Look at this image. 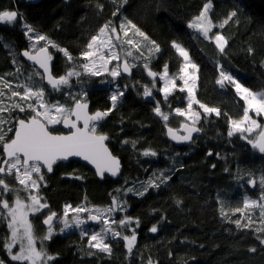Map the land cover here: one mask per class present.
Here are the masks:
<instances>
[{"label": "trees", "instance_id": "obj_1", "mask_svg": "<svg viewBox=\"0 0 264 264\" xmlns=\"http://www.w3.org/2000/svg\"><path fill=\"white\" fill-rule=\"evenodd\" d=\"M209 1L210 17L216 25L209 37L216 32L226 37L224 54L218 51L214 40L188 27ZM119 5L120 0H0V11L18 12L15 23L0 22V77L21 92L22 86L31 82L44 87V99L49 103L72 108L73 97H77L90 102L92 110L112 109L97 132L109 136V147L122 160L120 177L101 181L78 161L58 163L52 175L44 172L45 183L39 190L42 202L61 216L66 206L106 208L116 197L126 205L116 219L130 217L132 223L115 229L129 236L134 229L137 237L131 253L126 241L110 236V256L86 255L83 250L87 236L78 230L58 232L43 245L55 256L48 264H264V233L256 231L261 227L260 210H251L254 222L250 228H238L232 222L246 221V214L235 209L243 208L247 197L258 199L264 193V185L260 184L264 154L251 150L241 133L228 135L230 119H239L246 105L232 85L226 83L222 88L216 83L222 66L246 87L264 90V0H128L120 9L121 14L114 16ZM232 11L236 16L220 27ZM125 17L159 45L160 51L148 60L154 72H161L165 65L169 73L179 72L183 59L173 48V41L187 49L199 65L197 100L220 109L221 115H203L198 124L201 134L189 145L178 147L167 138V126L178 128L185 122L182 116L172 114L174 108L186 105L185 92L175 91L165 99L156 78L133 70L130 76L123 74L124 78L115 80L107 74L73 77L71 87L54 91L40 76L33 75L38 69L22 59V51L29 49L23 28L27 23L73 56L70 64L62 52L53 51L51 67L55 76L64 75L73 65L82 71L78 67L83 63L80 54L91 36L105 23L118 25ZM137 64L140 66V61ZM145 86L152 89L151 99L143 95ZM120 89L124 95L112 108L110 97ZM84 92L86 97L81 95ZM0 99L7 107L14 102H33L19 101L18 97L10 100L8 95ZM157 105L170 115L167 122L154 111ZM2 115L9 118L8 112ZM28 115L12 112L8 126L14 125L15 118ZM51 130L60 132L61 128L56 125ZM1 178L20 189L13 177ZM253 179L255 187L249 184ZM153 182L159 187L150 186ZM130 188L132 192L127 191ZM145 188V194L139 195ZM20 196L24 198L25 192L21 190ZM3 198L11 204L15 193H4ZM4 211L0 208V212ZM43 211L47 213L49 209ZM43 218V214L31 218L38 237L46 232ZM153 226L157 228L155 233L150 231ZM10 235L7 221L0 220V260L5 264H27L11 260L5 246ZM38 245L41 247L39 241ZM252 248L256 251H250Z\"/></svg>", "mask_w": 264, "mask_h": 264}, {"label": "snow or ice", "instance_id": "obj_2", "mask_svg": "<svg viewBox=\"0 0 264 264\" xmlns=\"http://www.w3.org/2000/svg\"><path fill=\"white\" fill-rule=\"evenodd\" d=\"M115 2L116 0H113V3ZM127 2L128 0H120V5L114 10L113 15H120V9ZM210 8L211 3H206L202 11L192 20L188 27L197 30L206 39L214 40L218 51L224 54L228 44L226 37L219 32L209 37V33L216 27L208 15ZM235 16L236 12L232 11L220 27H223L228 20ZM17 19V11H0V22L12 24ZM24 28L26 33L29 34V39H33L31 35L34 31L33 28L27 23H24ZM118 28L117 26H112L111 22L102 25L98 33L91 36L86 45V50L80 54L82 60L86 61L78 66L82 71H78L77 66L73 65L64 75L58 78L54 77L51 73L50 62L53 57L47 47H40L35 50V54L32 51L25 50L22 55L43 70V74L37 72L33 75L40 76L41 80H46L47 84L54 91H60L65 86L71 87V78L76 77L79 79L84 75L97 77L107 73L115 80V78L121 76L122 72L131 75L132 68L137 66L128 57H132L133 61L139 58L134 57L133 51L129 49L125 51V56L122 60L117 51L119 47L125 45L131 46V48L139 53L140 57L144 56L140 42L130 37V32L133 36H138L149 41L152 46L149 52L152 50L155 52L160 51L159 45L155 41L150 40L144 31L126 17L118 25ZM121 32L123 33V38L121 37ZM34 39L38 42L46 41L48 38L44 35H37ZM48 44L53 48H57L58 51L63 53L67 61L70 64L72 63L73 56L67 49L59 48L51 41H48ZM172 46L184 61L179 75V79L183 81L184 86L179 87V91H187L188 93L187 109L176 108L175 113L182 117H190L192 125H195L199 122L201 115L200 112L193 111V103H196L199 104L204 113L208 115L215 113L216 116H220V109L209 107L195 99L194 88L198 80L199 65L191 60L189 51L179 43L173 41ZM105 50L107 54H105ZM248 51L252 52L253 50L249 49ZM113 61L117 63L110 69L109 65ZM143 67L148 69V63H145ZM190 69L191 71H189ZM147 74L153 77V79L158 75V73L150 69ZM161 79L164 81L161 91L164 94V98L167 99L178 87L176 78L168 76L167 65L164 67ZM190 81L191 84L189 83ZM0 83L3 84V89L9 90L8 93H5L3 89H0V97L8 95L10 100L18 97L19 101H33L26 105L21 102H14L11 107H7L3 100L0 99V176H11L21 186L18 190L10 186L5 179L0 178V208L5 210L4 212H0V220H6L7 228L11 229L10 239L6 242L5 246L12 261L27 262V264H48V262L55 259V256L49 254L43 245L46 241L51 240L55 233L54 221L59 220L62 224L59 232L63 233L72 226V223L77 227H81L86 223L87 221L81 219L80 215L90 210L87 207L72 208L71 206H66L61 216L51 211L49 205L42 202L44 198L39 195L41 184L45 183L44 172L46 170L47 173H51L54 165L58 162L66 161L69 157L75 156L82 157L85 161L94 164L100 176H103L106 172L112 176H116L119 172V161L112 156L105 144L108 137L105 134L97 133L100 122L109 115L112 109L89 113L87 102L77 97H73L75 100L74 106L68 108L58 102H47L44 99L45 89L42 86L34 87L32 84H25L22 86L24 90L21 92L13 89L11 82L4 80L3 77H0ZM216 83L222 88L225 87L226 83L232 85L235 92L246 105L239 119H230L231 130H229L228 135L232 136L234 133H241L242 138L253 149L257 150L260 154H264V125L258 123L257 119L253 118L252 115L254 114L256 117L264 115V90L257 92L246 87L233 75L224 71L222 66L219 71V79ZM81 95L86 97L87 93L84 92ZM123 95V91L112 93L110 97L112 108H115L118 100ZM143 95L150 97L152 89L145 86ZM16 110L20 113L28 112L29 115L26 118H15L14 125L8 126L10 120L13 119L11 113ZM154 111L163 120L167 121L169 119V116L161 111L159 105L155 107ZM4 112L9 113L8 119L2 115ZM55 125H63L68 128L70 130L69 134H54L50 130V126ZM181 127L186 132L185 135H180L172 128H168V133L173 140L192 141L193 133L201 130L188 124H182ZM257 130L259 131L257 132ZM254 132H257L256 137L250 138ZM8 133H12V135L9 136ZM144 154L156 155L154 152H145ZM168 179H171V177H168ZM249 184L255 187L256 181L254 179L249 180ZM260 184L264 185V176H261ZM150 186L159 187V184L153 182ZM21 190L28 194L27 197L22 198L20 196ZM127 191L132 192L133 189L130 188ZM145 191H147L146 188L138 194L143 196ZM9 192L15 193V198L11 204L9 203V199L3 198L4 193ZM112 204L113 206L108 207L106 210L95 209L94 214L88 216V220L103 223L104 227L100 231L91 234L82 229L81 234L89 237L87 247L83 250L84 254L97 255L98 253H105L110 256L112 245L105 242L108 236H111L113 239L121 237L127 242L128 251L131 253L137 239L135 230L133 229V233L130 236L122 235L113 225L127 227L132 223V219L125 217L119 221L111 220L109 214L117 210L126 209V205L115 197ZM254 208L260 210L259 214L261 217V227L257 228L256 231L264 233V193L261 194L259 200L245 199L243 208L235 209L237 213L244 212L246 214V221L237 219L232 222L238 228H250L254 222L251 216V210ZM44 209H49V211L44 213ZM70 212L74 214L72 223L68 219ZM37 214H43L42 224L47 226L46 232L42 237H38L35 234V227L30 219V216L35 217ZM150 231L155 233L157 232V228L153 226ZM38 241L41 245L40 248H37ZM261 243L264 244V240H261ZM17 245H19V250L13 253L12 249ZM93 249L97 251H92ZM250 251L255 252L256 249L252 248ZM0 264H5V262L0 260ZM149 264H152V262L149 261Z\"/></svg>", "mask_w": 264, "mask_h": 264}, {"label": "rangeland", "instance_id": "obj_3", "mask_svg": "<svg viewBox=\"0 0 264 264\" xmlns=\"http://www.w3.org/2000/svg\"><path fill=\"white\" fill-rule=\"evenodd\" d=\"M210 3H211V1H209ZM209 2H207V3H209ZM211 8H212V3H211ZM211 8L209 9V13H208V15L210 16V12H211ZM196 17V16H195ZM194 17V18H195ZM194 18H192L190 21H189V24L192 22V20L194 19ZM124 20L123 19H121V20H119V22H118V25L121 23V22H123ZM118 25H112V26H117V28H118ZM24 28V27H23ZM24 31H25V33H26V30H25V28H24ZM118 31H119V28H118ZM121 34V37L123 38V33L121 32L120 33ZM31 35L33 36V39H29V34H27L26 33V36H27V39H28V43H29V49L31 50V51H35V50H37V49H39L40 47H47L49 50H50V52H51V55H52V57H53V51H57L58 49L57 48H53L50 44H48V41H51L49 38L46 40V41H36L35 39H34V37L35 36H37V35H43V34H41V33H39V32H36L35 30L33 31V33H31ZM129 36L130 37H132L133 39H135L136 41H138V42H140V44H141V48H142V50H143V52H144V56H142V57H140V55H139V53L135 50V49H133V48H131V46H127V45H125V46H123V47H119L118 49H117V51L119 52V54H120V56H121V58H122V60H123V58H124V56H125V51L126 50H132L133 51V56L134 57H139L138 59H135L134 61H133V58L132 57H128V59L130 60V61H132L133 63H135L137 66H138V61H140V66H136V67H133L132 68V70L134 71V73L135 72H139V74H147L148 73V70L150 69L151 71H153V69H151L150 67H148V69H145L144 67H143V65L145 64V63H148V60L150 59V57H152L153 55H155L157 52H155L154 50H152L151 52H149V49L152 47L151 46V44L149 43V41L148 40H144L143 38H141V37H138V36H133V34L130 32L129 33ZM52 42V41H51ZM53 43V42H52ZM54 44V43H53ZM56 45V44H55ZM182 46V45H181ZM59 47V46H58ZM183 47V46H182ZM178 53V52H177ZM105 54H107V51L105 50ZM179 54V53H178ZM53 59V58H52ZM183 59V58H182ZM192 60V59H191ZM193 61V60H192ZM84 62H86V61H83V63ZM194 62V61H193ZM117 62L116 61H113V63L111 64V65H109V68L111 69L115 64H116ZM183 63H184V61H183ZM182 66H183V64H182ZM181 66V67H182ZM181 69V68H180ZM39 71V70H38ZM167 71H168V67H167ZM189 71H191V69L189 70ZM154 72V71H153ZM163 72H164V68H163V70L161 71V72H159L158 73V75H157V77H156V79H155V81H159V91L163 94V92L161 91V89L163 88V84H164V81H163V79H161V77H162V75H163ZM105 74H107V73H105ZM104 74V75H105ZM108 75V74H107ZM148 75V74H147ZM179 75H180V70H179V72H177V73H175V74H171V73H169V71H168V76L169 77H175L176 78V84H177V88H176V90L175 91H179V87H183L184 85H183V81H181L180 79H179ZM197 75H198V73H197ZM121 77H123L124 78V75H123V73L121 74V76H119V77H117V78H115V79H121ZM190 84H191V81L189 82ZM30 84H32L34 87H36V86H40V85H38V84H34V83H30ZM197 87H198V80L196 81V85H195V88H194V96H195V99L197 100V97H196V90H197ZM119 91H122L121 89L120 90H118V91H114V92H119ZM175 91L171 94V95H169L168 97H170V96H172L174 93H175ZM253 91H257V92H259V91H262V90H253ZM163 96H164V94H163ZM151 97L152 96H150V97H146L147 99H151ZM34 99V98H33ZM184 99H185V103H186V105L184 106V107H176V108H181V109H187V104H188V93H187V91H185V97H184ZM176 108H174L173 110H172V114H176L175 113V109ZM193 111H196V112H200V119H199V122L201 121V119H202V116L203 115H208V114H206V113H204V111H203V109H201L200 107H199V104H196V103H193ZM164 114H167L169 117H170V115L168 114V113H165V112H163ZM215 114V113H214ZM253 115V118H255V119H257V121H258V123H260V124H262V125H264V115H262V116H260V117H256L254 114H252ZM160 116V115H159ZM161 117V116H160ZM162 118V117H161ZM184 118V120H185V122H188V123H190V124H192V121H191V119H190V117H183ZM163 119V118H162ZM263 119V120H262ZM165 121V120H164ZM168 121V120H167ZM167 121H165V122H167ZM184 122V123H185ZM199 122L198 123H196L195 125H198L199 124ZM56 126V125H55ZM52 128H54V126H50V129H52ZM259 130H257V132H258ZM257 132H254V133H252V135H251V137L250 138H255L256 137V135H257ZM27 193L25 192V197H27ZM24 197V198H25ZM116 198V197H115ZM117 199V198H116ZM246 199H255V198H251V197H247ZM118 200V199H117ZM255 200H259V198L258 199H255ZM119 201V200H118ZM121 202V201H120ZM111 206H113V204H111ZM110 207V206H109ZM108 207H106V208H88L90 211L89 212H86V213H82L81 215H80V218L81 219H83V220H88L87 218H88V216L89 215H91V214H94V210L95 209H101V210H106ZM121 213V210H117V211H114L113 213H111V214H109V217H110V219L111 220H116V221H118V219H116V216L118 215V214H120ZM123 213V212H122ZM121 213V214H122ZM117 214V215H116ZM32 218V216H30V219ZM73 218H74V214L73 213H69V217H68V219H69V222L70 223H72V221H73ZM124 219V218H123ZM31 221H32V219H31ZM33 223V222H32ZM54 225H55V233L54 234H56V233H58L59 232V228L60 227H62V224L59 222V220H56L55 222H54ZM115 226L116 225H113V227L115 228ZM104 227V225H103V223H99V226H97V227H93V226H91V225H89L87 222L86 223H84L81 227H77L74 223H72V226L69 228V229H67L65 232H70V231H72V230H78V231H80V233H81V231H82V229L84 230V231H87V232H89V234H91V233H93V232H96V231H100L102 228ZM36 234V233H35ZM84 236V235H83ZM88 237V236H87ZM110 236H108L107 238H106V243H107V239L109 238ZM88 239H89V237H88ZM37 248H40L39 247V245H38V243H37ZM18 250H19V245H17L16 247H14L13 249H12V252L13 253H16V252H18ZM27 263V262H26Z\"/></svg>", "mask_w": 264, "mask_h": 264}, {"label": "water", "instance_id": "obj_4", "mask_svg": "<svg viewBox=\"0 0 264 264\" xmlns=\"http://www.w3.org/2000/svg\"><path fill=\"white\" fill-rule=\"evenodd\" d=\"M33 3H37V2H39L40 0H31ZM25 50H29V51H31L30 49H24L23 51H25ZM49 50V49H48ZM23 51H22V53H23ZM33 52V54H35V51H32ZM49 52H50V50H49ZM51 53V52H50ZM22 59H23V61L25 62V63H27L28 65H30V66H33V67H36L38 70H39V72L41 73V74H43V70L42 69H40L39 68V66L38 65H36L34 62H32V61H29L26 57H24L23 55H22ZM50 67H51V62H50ZM51 73H52V75L54 76V77H57V76H55L54 74H53V72H52V67H51ZM125 76H130V75H128V74H125V73H123ZM58 78V77H57ZM44 83H45V85L46 86H48L49 88H51V86L50 85H48L47 84V81L46 80H44ZM52 89V88H51ZM53 90V89H52ZM85 102H87V104H88V112L89 113H95L96 111H103V110H101V109H98V110H95L94 112H91V104H90V102H88V101H85ZM75 104V103H74ZM74 104H73V106H74ZM72 106V107H73ZM183 124H188V125H190V126H194V127H197V128H200L198 125H192V124H190V123H188V122H185V123H183ZM61 128H62V130H63V132H54V134H63V135H67V134H69V132H70V130L68 129V128H66V127H64L63 125H61ZM168 128H171L170 126H167V138H168V140L170 141V142H172L174 145H176V146H182V145H189L192 141H193V139L195 138V137H197V136H199L200 134H201V130L199 131V132H194L193 133V139H192V141H176V140H173L172 138H171V136L169 135V133H168ZM173 130H175L178 134H180V135H185L186 134V132L184 131V129L180 126V127H178V128H172ZM51 130V129H50ZM98 134H101V133H98ZM107 137H108V139L105 141V144H106V146H107V148H108V150H109V152L112 154V156H114L115 158H117L118 159V161H119V165H120V167H119V172H118V174L116 175V176H112L110 173H105L103 176H100L99 175V173H98V170H97V168H96V166L94 165V164H92L91 162H89V161H85L82 157H75V156H73V157H69L68 158V160H66V161H60V162H58V163H69V162H71V161H78V162H80V163H82V164H85V165H87L91 170H93V172L96 174V176H97V178L99 179V180H101V181H103L104 179H105V177H109V178H111V179H117L118 177H120V175H121V173H122V171H123V164H122V160L117 156V155H115L113 152H112V150H111V148L109 147V145H108V140H109V136L107 135V134H105ZM248 146L251 148V150H253V151H255V152H258L257 150H255V149H253L249 144H248ZM259 153V152H258ZM57 163V164H58ZM56 164V165H57ZM56 165H54V167L56 166ZM54 167H53V170H54ZM46 171V170H45ZM49 175H52L53 174V171L51 172V173H48ZM1 177H3V176H0V178ZM55 222V221H54ZM87 223L89 224V225H91V226H93V227H97V226H99V223H96V222H94V221H91V220H87ZM45 226V225H44ZM45 227H47V226H45Z\"/></svg>", "mask_w": 264, "mask_h": 264}, {"label": "flooded vegetation", "instance_id": "obj_5", "mask_svg": "<svg viewBox=\"0 0 264 264\" xmlns=\"http://www.w3.org/2000/svg\"><path fill=\"white\" fill-rule=\"evenodd\" d=\"M95 110H92L91 109V112H94ZM60 126V128H61V125H59ZM60 132H63V130H62V128H61V131ZM98 133V132H97Z\"/></svg>", "mask_w": 264, "mask_h": 264}]
</instances>
